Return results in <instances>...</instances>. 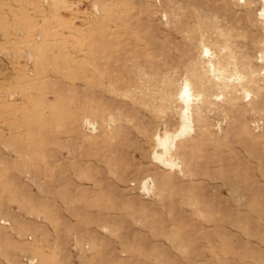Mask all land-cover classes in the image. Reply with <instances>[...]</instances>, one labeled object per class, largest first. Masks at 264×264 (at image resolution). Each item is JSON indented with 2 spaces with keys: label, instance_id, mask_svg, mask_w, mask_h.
<instances>
[{
  "label": "rangeland",
  "instance_id": "374dc122",
  "mask_svg": "<svg viewBox=\"0 0 264 264\" xmlns=\"http://www.w3.org/2000/svg\"><path fill=\"white\" fill-rule=\"evenodd\" d=\"M0 264H264V0H0Z\"/></svg>",
  "mask_w": 264,
  "mask_h": 264
}]
</instances>
